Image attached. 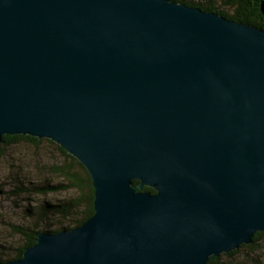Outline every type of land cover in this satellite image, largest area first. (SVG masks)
<instances>
[{"label":"water","instance_id":"obj_1","mask_svg":"<svg viewBox=\"0 0 264 264\" xmlns=\"http://www.w3.org/2000/svg\"><path fill=\"white\" fill-rule=\"evenodd\" d=\"M258 18L176 0H0V144L50 139L95 188L83 224L0 264H207L251 244L264 231Z\"/></svg>","mask_w":264,"mask_h":264},{"label":"trees","instance_id":"obj_2","mask_svg":"<svg viewBox=\"0 0 264 264\" xmlns=\"http://www.w3.org/2000/svg\"><path fill=\"white\" fill-rule=\"evenodd\" d=\"M185 2L190 6H199L205 10H213L226 15L227 17L243 22L260 23L258 18L264 14V0H230V4L235 5V12L229 13L226 10L212 5L213 0L208 2H197V0H176ZM259 15V16H258ZM262 23V22H261ZM261 25V24H260ZM264 27V25H263ZM30 135H4L0 144V159L5 153L6 146H10L20 140L30 141L38 146L43 140ZM51 143L54 141L46 139ZM59 151L65 157L64 162L53 165L51 173L57 175L61 181L53 182L50 179L41 177L39 182L30 185L17 184L12 190V195L26 196L28 200L38 196L39 203L36 206L27 205L23 208L24 219H30L31 223H23L18 219L12 223L11 229L18 236V242H13L5 250L0 249V262L21 258L28 246L36 242L37 236L41 232L56 233L61 230H69L80 226L95 213V188L90 173L86 167L73 155L58 145ZM139 180H133V185H139ZM2 183L0 189L2 190ZM72 190L74 193L71 197L52 200L49 198L54 193ZM142 190L155 192V189L144 186ZM264 237V231L256 232L251 244H243L238 249L228 253H222L219 256L212 257L207 264H225L222 260L223 255L233 257L239 253L241 248L257 250L259 242ZM16 239V240H17ZM229 264H233L230 262ZM240 264H245L240 263Z\"/></svg>","mask_w":264,"mask_h":264},{"label":"rangeland","instance_id":"obj_3","mask_svg":"<svg viewBox=\"0 0 264 264\" xmlns=\"http://www.w3.org/2000/svg\"><path fill=\"white\" fill-rule=\"evenodd\" d=\"M209 0H197V2H208ZM216 7L234 13L235 5L230 4V0H213ZM44 138L36 146L30 141L20 140L19 142L6 146L5 153L0 159V249L5 250L13 242H18V236L11 229L12 223L21 219L23 223H31L30 219H24L23 208L27 205L36 206L39 203L38 196L28 200L26 196L12 195L11 190L19 183L30 185L37 183L41 177L50 179L53 182L61 179L51 173L53 165L64 162L65 157L58 149L57 143H51ZM19 182V183H18ZM72 190L62 191L50 195L52 200L68 198L73 195ZM17 239V240H16ZM19 243V242H18ZM258 249L252 247L241 248L239 253L233 257L223 255L225 264H264V237L259 242Z\"/></svg>","mask_w":264,"mask_h":264},{"label":"bare ground","instance_id":"obj_4","mask_svg":"<svg viewBox=\"0 0 264 264\" xmlns=\"http://www.w3.org/2000/svg\"><path fill=\"white\" fill-rule=\"evenodd\" d=\"M213 5V4H212ZM22 185V184H21Z\"/></svg>","mask_w":264,"mask_h":264}]
</instances>
